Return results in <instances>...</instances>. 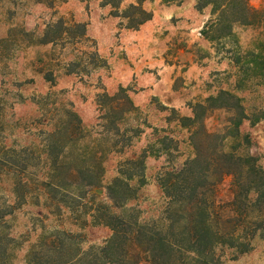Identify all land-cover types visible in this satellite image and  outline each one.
Here are the masks:
<instances>
[{
	"label": "rangeland",
	"instance_id": "1",
	"mask_svg": "<svg viewBox=\"0 0 264 264\" xmlns=\"http://www.w3.org/2000/svg\"><path fill=\"white\" fill-rule=\"evenodd\" d=\"M245 1L256 11L253 22L231 24L230 34L226 28L211 29L209 20L216 17L211 7L197 11L194 0L168 5L145 1L142 7L155 11V20L139 27L140 40L128 34L121 43L120 34L128 31L125 21L112 17L102 0H0L1 144L27 148V157L41 156L40 163L27 161L33 177L52 168L43 160L49 151H59L65 167L76 169L92 167L90 159L95 157L102 172L98 189L65 184L64 190L45 195L37 184L16 189L12 176L0 169V211L11 209L0 221V238L7 249L0 264H28L29 253L43 238L62 231L82 238L83 249L101 246L110 236V230L96 221L111 205L106 188L131 171L126 162L133 157L144 160L143 168L134 169L142 177L128 181L134 198L112 212L160 224L166 200L158 179L194 156L191 126L184 127L180 118L193 117L197 104L206 106L220 91L239 100L245 118L236 131L233 110H196L204 131L217 136L208 144L236 157L250 156L264 169V0ZM131 3L134 0H121L119 12ZM59 20L67 31L61 39L43 43L49 27L48 37L57 36ZM75 24H85V38ZM94 52L104 65L94 60ZM143 56L147 63L139 79L129 68L141 64ZM156 77L161 81L153 95L150 84ZM120 88L135 109L114 128L110 119H101L97 97L112 96ZM67 111L78 116L82 133L64 145L61 125L68 119ZM50 131H56L54 140L61 142L57 149L45 145ZM81 156L85 162L79 161ZM230 182L231 177H225L220 183L223 200L229 198ZM216 255L215 264H264V238H255L246 254L235 256L223 249Z\"/></svg>",
	"mask_w": 264,
	"mask_h": 264
},
{
	"label": "trees",
	"instance_id": "2",
	"mask_svg": "<svg viewBox=\"0 0 264 264\" xmlns=\"http://www.w3.org/2000/svg\"><path fill=\"white\" fill-rule=\"evenodd\" d=\"M145 1L149 0H134L122 12H119L121 0H102L101 6L110 7L112 17L123 19L124 29L136 31L152 19V13L142 7ZM183 1L161 0L166 5ZM194 1L197 11L211 7V15L216 16L209 20L211 29L226 28L228 34L231 33V24L250 25L256 13L245 0ZM75 27L79 29L80 37L85 38V24H75ZM55 28L57 36L48 37L49 27L43 43L61 39L68 29L62 20L56 23ZM201 34L205 36L204 30ZM93 58L104 65L97 52L93 53ZM97 106L102 112L101 119H110L114 128L125 113L135 109L123 88L112 96L106 93L99 95ZM217 108L235 112L236 131L245 118L239 100L226 91L209 97L206 106L197 104L193 117L180 118L184 127L191 126L190 142L194 156L184 162L178 171L165 172L158 179L166 200L160 224L140 223L133 215L112 212V209L122 208L134 198L135 191L128 181L142 177L141 172L134 169L143 168L144 160L143 156L133 157L126 162L131 171L123 172V179H114L106 188V197L111 205L106 206L104 214L96 220L110 230V236L102 245L83 249L80 246L82 238L62 231L61 235L57 233L43 238L40 245L29 253L28 264H185L186 260L194 264H215L218 250H231L235 256L251 251L255 238H264V169L258 167L250 156L236 157L219 151L217 144H208L217 136L204 131L203 121L198 118L199 115L196 116V110L203 114ZM66 113L68 119L61 125L62 134L66 137L64 145L75 140L72 138L74 134L79 137L82 133L78 116L74 112ZM55 133L50 131L47 134L49 142L45 145L50 149H57V144H61L54 140ZM27 151V148H9L0 142V169L5 175L12 176L16 189L22 187L28 190V184H37L38 191L50 195L55 190H64L65 184H79L87 191L100 187L102 172L95 157L90 159L92 167L76 169L65 167L59 160V151H49L43 160L53 166L42 171L39 174L42 178H39L38 175L33 177L35 175L28 170L30 164L27 161L37 160L40 163L41 156L30 153L27 157ZM85 159L81 156L79 161L85 162ZM225 177H231L227 200L218 194ZM10 213L11 209L10 212L0 211V221ZM6 252L0 238V261L5 259Z\"/></svg>",
	"mask_w": 264,
	"mask_h": 264
},
{
	"label": "crops",
	"instance_id": "3",
	"mask_svg": "<svg viewBox=\"0 0 264 264\" xmlns=\"http://www.w3.org/2000/svg\"><path fill=\"white\" fill-rule=\"evenodd\" d=\"M180 9V8H179ZM153 14H152V19L150 20V21H148V22H146V23H144L142 26H144V25H146L147 23H151L153 20H155V18H156V12L155 11H153L152 12ZM128 34H131L132 35V39H134V41H136V40H140L141 39V31L140 30H136V31H131V30H128V31H125V32H123V33H121L120 34V38H121V43H124V37H127L128 36ZM133 43H136V42H133ZM136 45V44H135ZM119 48H122V49H126V48H124V45H121V46H119ZM145 57L146 56H143L142 58H140L141 59V64H138V62L134 65V67H132V68H129V70H130V74L131 75H133V76H135V77H138L139 79H140V77L142 76V67H143V65L145 66V64L147 63V62H145ZM110 62V61H109ZM164 62V61H163ZM148 63H153V61L152 62H148ZM155 63L160 67V65L161 66H164V63H161L160 64V62H158V60L156 59V61H155ZM159 63V64H158ZM163 69L165 70L166 68L165 67H163ZM163 70V71H164ZM143 71H144V69H143ZM162 71V72H163ZM159 73H161V71H159V70H157V74H159ZM157 78V77H156ZM159 79L157 78V79H155L154 81H153V83H151L150 85V92L153 94V95H157V89H158V85L160 84V81H161V79L158 81ZM133 101L135 102L136 101V99H135V96H133Z\"/></svg>",
	"mask_w": 264,
	"mask_h": 264
}]
</instances>
